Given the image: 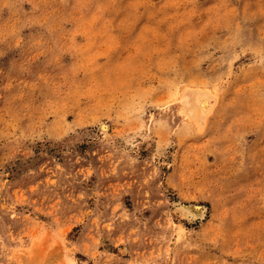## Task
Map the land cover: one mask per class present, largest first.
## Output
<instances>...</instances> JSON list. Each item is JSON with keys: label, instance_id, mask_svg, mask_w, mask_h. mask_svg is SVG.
<instances>
[{"label": "rangeland", "instance_id": "rangeland-1", "mask_svg": "<svg viewBox=\"0 0 264 264\" xmlns=\"http://www.w3.org/2000/svg\"><path fill=\"white\" fill-rule=\"evenodd\" d=\"M0 264H264V0H0Z\"/></svg>", "mask_w": 264, "mask_h": 264}, {"label": "bare ground", "instance_id": "bare-ground-1", "mask_svg": "<svg viewBox=\"0 0 264 264\" xmlns=\"http://www.w3.org/2000/svg\"><path fill=\"white\" fill-rule=\"evenodd\" d=\"M186 204V203H185ZM183 203L180 204L179 209L182 213H184L186 216L192 217H203L205 214V208L202 206L195 207V206H188ZM183 215V214H182Z\"/></svg>", "mask_w": 264, "mask_h": 264}]
</instances>
